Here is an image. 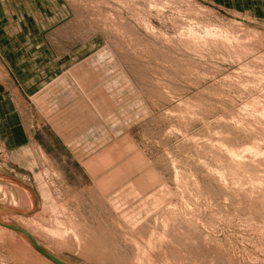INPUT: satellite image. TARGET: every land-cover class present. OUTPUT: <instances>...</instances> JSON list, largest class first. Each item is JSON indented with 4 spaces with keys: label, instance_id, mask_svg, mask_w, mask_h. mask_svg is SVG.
<instances>
[{
    "label": "rangeland",
    "instance_id": "374dc122",
    "mask_svg": "<svg viewBox=\"0 0 264 264\" xmlns=\"http://www.w3.org/2000/svg\"><path fill=\"white\" fill-rule=\"evenodd\" d=\"M0 264H264L263 2L0 0Z\"/></svg>",
    "mask_w": 264,
    "mask_h": 264
},
{
    "label": "crops",
    "instance_id": "0c3cea01",
    "mask_svg": "<svg viewBox=\"0 0 264 264\" xmlns=\"http://www.w3.org/2000/svg\"><path fill=\"white\" fill-rule=\"evenodd\" d=\"M254 5H257V4H261L263 2V5H264V0H251ZM243 10H246L248 9V7L246 5L243 4V7H242ZM4 117V116H3Z\"/></svg>",
    "mask_w": 264,
    "mask_h": 264
}]
</instances>
